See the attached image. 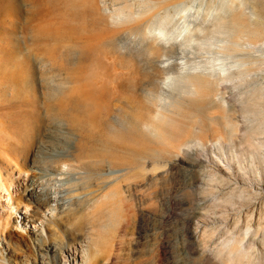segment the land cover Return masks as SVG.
Listing matches in <instances>:
<instances>
[{"label":"rangeland","instance_id":"374dc122","mask_svg":"<svg viewBox=\"0 0 264 264\" xmlns=\"http://www.w3.org/2000/svg\"><path fill=\"white\" fill-rule=\"evenodd\" d=\"M22 171L55 186L47 245L264 264V0H0V178ZM23 212L0 205V257H25Z\"/></svg>","mask_w":264,"mask_h":264},{"label":"bare ground","instance_id":"6f19581e","mask_svg":"<svg viewBox=\"0 0 264 264\" xmlns=\"http://www.w3.org/2000/svg\"><path fill=\"white\" fill-rule=\"evenodd\" d=\"M134 11L135 10H133V12L126 11L128 13L115 12L114 16L115 18L118 19V21L119 20L122 21L124 20V18H129L130 16H132L134 14ZM136 15L138 14L136 13L135 16ZM137 18L138 17H136V19ZM150 31L148 33H150ZM123 74L127 76L128 79L129 76L132 77L131 72H126ZM58 157H64V154L63 153L59 154ZM116 172L117 171H111L107 173L106 176L108 177L110 176L111 178L114 179L116 178V180H118L120 176L119 177L116 176L115 174ZM21 173L22 174L25 173V176L21 181H18L19 179L18 180L16 179L17 181L12 180L10 182H5L3 179L0 178V205H5V207H8L10 212L9 215L14 210L16 212V210H18V207L20 205H22L24 208L23 215L19 213L20 216L15 218V226L20 227L25 232V235H23V237H21V239L19 240V243L23 247V252L25 253V257L23 259L18 257H13L12 255H10V252L9 253L7 252L6 257H0V264H43L42 261H44L49 256V254H53L55 258V262L53 261L54 262L53 264H60V257L64 259L63 263L61 264H97L98 257L102 252L101 239H96L95 237L89 238V241L85 245L80 246V250L76 248L64 249L62 242L50 243L47 245V241H49L50 233L49 234L47 233V230L43 224L36 226L38 219L36 218V216H40L41 209L46 206H49V209L52 212L57 211L58 209L57 203L59 198H57L55 195V186L52 185V188L50 186L49 190H45L44 186L40 184L38 180L33 178V175H31L32 177H29L27 171H22ZM55 174L56 173H50L47 175L45 174L46 176L44 177L50 178L47 179V182H58L59 180L56 181L52 179L55 176ZM63 175H67V173L65 174L63 173ZM69 181L73 183V180H68L67 181L68 184L71 183ZM3 199H5V202L2 201ZM104 199L105 200L100 202L99 207L96 209L99 210V212H101L102 206H104L105 207L104 209H106L107 212L108 221H110V219H112L115 216V211L111 207V205L114 203L113 201L114 197L112 194L111 195L108 194ZM51 202H53L55 205L51 206L50 205ZM70 205L71 204L69 203L68 206ZM27 210H31L32 213L30 215H26ZM28 223L33 224V227L27 231L25 226ZM100 227L103 228L104 226L101 225ZM101 234H103V231L102 230L98 231V235Z\"/></svg>","mask_w":264,"mask_h":264}]
</instances>
